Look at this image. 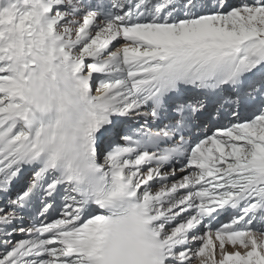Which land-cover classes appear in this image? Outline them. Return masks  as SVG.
Wrapping results in <instances>:
<instances>
[{
    "label": "snow or ice",
    "instance_id": "1",
    "mask_svg": "<svg viewBox=\"0 0 264 264\" xmlns=\"http://www.w3.org/2000/svg\"><path fill=\"white\" fill-rule=\"evenodd\" d=\"M128 229L264 264V0H0V264H125Z\"/></svg>",
    "mask_w": 264,
    "mask_h": 264
},
{
    "label": "clouds",
    "instance_id": "2",
    "mask_svg": "<svg viewBox=\"0 0 264 264\" xmlns=\"http://www.w3.org/2000/svg\"><path fill=\"white\" fill-rule=\"evenodd\" d=\"M125 252V264H137V240L131 229L127 230V237L123 242Z\"/></svg>",
    "mask_w": 264,
    "mask_h": 264
},
{
    "label": "rangeland",
    "instance_id": "3",
    "mask_svg": "<svg viewBox=\"0 0 264 264\" xmlns=\"http://www.w3.org/2000/svg\"><path fill=\"white\" fill-rule=\"evenodd\" d=\"M22 238H23V237H21V236H19V235H17V236L14 237L15 240H20V239H22Z\"/></svg>",
    "mask_w": 264,
    "mask_h": 264
},
{
    "label": "bare ground",
    "instance_id": "4",
    "mask_svg": "<svg viewBox=\"0 0 264 264\" xmlns=\"http://www.w3.org/2000/svg\"><path fill=\"white\" fill-rule=\"evenodd\" d=\"M133 127H138L139 125L133 124L132 122H129ZM26 223V222H25ZM18 241V240H17Z\"/></svg>",
    "mask_w": 264,
    "mask_h": 264
}]
</instances>
